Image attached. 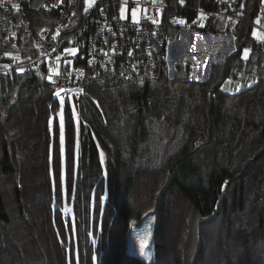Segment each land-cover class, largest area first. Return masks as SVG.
Segmentation results:
<instances>
[{"label": "trees", "instance_id": "trees-1", "mask_svg": "<svg viewBox=\"0 0 264 264\" xmlns=\"http://www.w3.org/2000/svg\"><path fill=\"white\" fill-rule=\"evenodd\" d=\"M163 4L165 40L171 26L183 27L173 16L192 23L204 9L212 16L201 29L233 34L235 50L205 81L193 80L187 63L156 81L89 83L80 99L63 98V141L61 100L45 76L0 69L1 254L40 264H160L163 242H154L151 263L128 248L132 225L152 217L154 239L169 236L173 222L181 227L174 248L165 244L171 264H264V78L239 93L223 88L264 67V42L253 35L263 0ZM206 231L220 238L215 255ZM187 239L197 244L190 255ZM230 242L233 253L220 254Z\"/></svg>", "mask_w": 264, "mask_h": 264}, {"label": "built area", "instance_id": "built-area-1", "mask_svg": "<svg viewBox=\"0 0 264 264\" xmlns=\"http://www.w3.org/2000/svg\"><path fill=\"white\" fill-rule=\"evenodd\" d=\"M215 1L227 8L238 4V0ZM122 2L94 0L89 5L87 0H3L1 71H39L60 97L75 100L92 82L106 86L156 81L165 76L167 67L169 76L174 77L176 68L187 63L192 67L193 80H207L213 55L219 49L217 42L171 58L162 48L166 25L153 23L145 16L139 23L131 22V9L144 3L130 0L127 21L115 14L110 17L105 11L110 4ZM230 16L237 18L240 14ZM187 32L192 29L189 27Z\"/></svg>", "mask_w": 264, "mask_h": 264}, {"label": "rangeland", "instance_id": "rangeland-1", "mask_svg": "<svg viewBox=\"0 0 264 264\" xmlns=\"http://www.w3.org/2000/svg\"><path fill=\"white\" fill-rule=\"evenodd\" d=\"M123 1L124 2H122V4L120 5V8H119V17L122 20L127 21L129 18V2H130V0H123ZM163 1L164 0H154V4H155V6H161ZM135 2H137V0H135ZM138 2L140 4L144 3L143 0H138ZM136 9H137V16L139 18V22L141 20V17L145 16V12L143 11L144 9H147L146 15L149 16L148 15V6L146 4H144V6L136 8ZM132 10H133V8L131 9V22H133ZM257 36H258V33H257ZM247 50H249L247 52V57H248V54L250 53V49H247ZM261 77L264 78V67H257L251 72H244V73L239 74V76L236 78L226 79L225 83L223 84V88L226 91H229L230 93H239V92L249 88L254 83H258L259 78H261ZM64 106H65V103L63 102V104H61V110L56 117L59 126H60L61 118L63 119V130H62V132L64 131ZM74 117H75L76 123L78 125V115L76 112H74ZM54 120H55V118L53 117L51 119V126H54ZM60 131H61V127H60ZM64 161L65 160H64V155H63V167H62L63 176L65 175V163H64ZM104 175L107 176V172H105ZM6 177H10L12 179H15L13 176H6ZM6 182H8V185L4 184V193L6 194V197H9V195L11 193H13L12 192L13 187L11 188L12 185L8 181V178H6ZM108 197H109V194L107 191L105 193V195L103 196V199H102V206H101L102 210H103V208H106V204H107V201L109 199ZM7 200H8L7 201L8 203H12L13 197L11 196V198L10 199L8 198ZM62 208H63V211L65 213V216L70 215L71 217L74 218V216H75L74 205H72V201L69 202L67 200L66 196H64ZM154 223L155 222L153 221L152 217H150L149 219L144 220L142 226L139 224H133L132 228L129 232V235H128V239L130 240V243H128V248L132 254H135L138 257L139 256L145 257L146 260H148L149 263H151V261L154 259V256H155V254H154V251H155L154 242H156V241L163 242L164 243V249L163 250H165V249L166 250H165V253L163 250L161 251L162 253H159V255L162 256V259H161L162 261H160V264H171V257H169L168 252H166V251H168V249L165 247V244H167V247H169V249L174 248L173 243L175 241H177V239L180 238L179 232L181 233V227L179 225H177V222H173L170 225L171 229L169 231V236H167L163 239H161V238L160 239L159 238L154 239L153 238ZM149 231L151 232V236L148 240V246L145 248V252H147L150 255V257H151L150 259L148 258V256L142 255L140 253V238L144 237ZM216 233L209 235L208 231L205 232V234L208 235V237L205 238V242H207L208 246L210 248H212L211 251H212L213 255H215L217 253V251L219 252V247H221L220 241H219L220 238L217 237ZM186 241H187V250H188L189 255H190V254H192V251H194L195 245H197V244H195L194 240H192V239L189 240V242H188V239ZM230 245H229V248L224 246L223 249L220 250V252H221L220 254H223V253L226 254L227 252L230 254L233 253L234 250L230 249V247H233L234 244H232L230 242ZM4 249H6V248L4 247ZM19 255H20L21 259L19 257L15 256V257H13V260H12V254L9 251H7V254L5 253V255L1 254V252H0V262H1V264H40L37 260H29L28 258L26 260V258H24V256H23V252H21L17 256H19ZM236 256L240 258L239 262H242V263L246 259V256L242 255L241 253L240 254L237 253ZM247 257H249V259H251L250 255ZM201 264H204V263H201Z\"/></svg>", "mask_w": 264, "mask_h": 264}, {"label": "crops", "instance_id": "crops-1", "mask_svg": "<svg viewBox=\"0 0 264 264\" xmlns=\"http://www.w3.org/2000/svg\"><path fill=\"white\" fill-rule=\"evenodd\" d=\"M144 4L148 6V15L152 17L153 20L158 22L161 21L164 12L163 2L161 6H155L154 0H144ZM201 12L204 14L203 16H201ZM210 16L212 15L204 9H200L198 11V16L192 23H188L184 17L173 16L171 22L174 24L183 25V27L177 28L176 26H171L169 28L165 41L166 54L171 58L184 56L189 52L205 48L213 42H217L219 49L214 53L212 60L213 63L222 64L225 59L235 50L236 37L233 34L213 33L207 30H202L201 27H203L206 20H208ZM179 21H184V23H180ZM189 27L192 29V32L190 33L187 32ZM254 32L258 33V36L254 35L255 38L261 42H264V39L259 38L260 36L264 35V0L262 11L254 22ZM244 55L245 54H243V56ZM249 55L250 53L248 54V57ZM175 68H173V70ZM173 70L171 71L173 72ZM261 78H259V81Z\"/></svg>", "mask_w": 264, "mask_h": 264}, {"label": "snow or ice", "instance_id": "snow-or-ice-1", "mask_svg": "<svg viewBox=\"0 0 264 264\" xmlns=\"http://www.w3.org/2000/svg\"><path fill=\"white\" fill-rule=\"evenodd\" d=\"M87 2L89 3V5H91V3H93L94 2V0H87ZM183 2V0H181V3ZM3 3V0H0V4H2ZM137 3H138V0H137ZM17 8H18V6H16ZM85 11H87V9H85ZM123 11V10H122ZM144 12H145V18H147V19H152V17H149V16H147L146 15V13H147V9H144L143 10ZM204 14L201 12V16H203ZM132 19H133V22L134 23H139V18H138V16H137V9L136 8H133V10H132ZM153 23H157L158 21H156V20H153L152 21ZM180 23H184V21H179ZM253 35H257V33H253ZM260 39H264V35H262V36H260L259 37ZM68 51H74V50H68ZM249 50H247V49H245L244 50V53H245V55H244V58L245 59H247V52H248ZM6 55H11L10 53H6ZM21 71H24L23 69H21ZM48 79H52L51 77H49ZM57 97H60V92L59 91H57L56 93H54ZM60 100H61V104H63V97H60ZM60 127H61V141H63V132H62V130H63V119L61 118V120H60ZM101 156H103V154L101 153ZM150 236H151V232L149 231L144 237H142V238H140V253L142 254V255H145V256H148V258L150 259L151 257H150V255L147 253V252H145V248L148 246V240H149V238H150Z\"/></svg>", "mask_w": 264, "mask_h": 264}, {"label": "bare ground", "instance_id": "bare-ground-1", "mask_svg": "<svg viewBox=\"0 0 264 264\" xmlns=\"http://www.w3.org/2000/svg\"><path fill=\"white\" fill-rule=\"evenodd\" d=\"M112 4H114V3H112ZM112 4H110L109 6H111ZM116 5H119L118 3H115ZM120 6V5H119ZM105 11H107V14L110 16V17H112L114 14L115 15H117V16H119V12L118 13H116V11L113 9V8H110V7H108ZM165 39L163 38V46H162V48H163V50L165 51ZM166 53V52H165ZM212 65V64H211ZM211 68V67H210Z\"/></svg>", "mask_w": 264, "mask_h": 264}]
</instances>
